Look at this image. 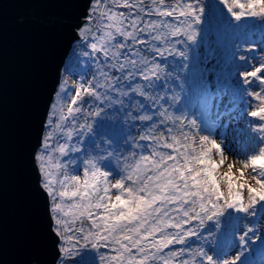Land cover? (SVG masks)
<instances>
[{"label":"snow or ice","instance_id":"6c2138e0","mask_svg":"<svg viewBox=\"0 0 264 264\" xmlns=\"http://www.w3.org/2000/svg\"><path fill=\"white\" fill-rule=\"evenodd\" d=\"M82 7L34 156L57 264H264V0Z\"/></svg>","mask_w":264,"mask_h":264},{"label":"water","instance_id":"95a60500","mask_svg":"<svg viewBox=\"0 0 264 264\" xmlns=\"http://www.w3.org/2000/svg\"><path fill=\"white\" fill-rule=\"evenodd\" d=\"M82 4L0 0V264L58 257L34 156Z\"/></svg>","mask_w":264,"mask_h":264},{"label":"rangeland","instance_id":"374dc122","mask_svg":"<svg viewBox=\"0 0 264 264\" xmlns=\"http://www.w3.org/2000/svg\"><path fill=\"white\" fill-rule=\"evenodd\" d=\"M71 54H72V53H71ZM82 60H83V61H82ZM81 61H82V62H81V65L84 66V65H85V64H84V62H85L84 58H82ZM64 72H65V71H63L62 77L64 76ZM65 74L68 75L69 85H72V84H74V83H76V82L78 81V76H76V75H72V74H68V73H66V72H65ZM58 256H59V255H58ZM56 263H57V262H56V259H55L53 264H56ZM34 264H38V263L34 262Z\"/></svg>","mask_w":264,"mask_h":264},{"label":"bare ground","instance_id":"6f19581e","mask_svg":"<svg viewBox=\"0 0 264 264\" xmlns=\"http://www.w3.org/2000/svg\"><path fill=\"white\" fill-rule=\"evenodd\" d=\"M79 1H81V2H84V1H86V2H88V4L90 3V0H79ZM36 166V165H35ZM36 170L38 171V169H37V167H36ZM58 252V251H57ZM58 254H59V252H58ZM34 264V263H33Z\"/></svg>","mask_w":264,"mask_h":264}]
</instances>
